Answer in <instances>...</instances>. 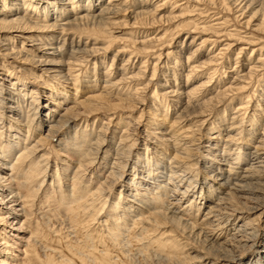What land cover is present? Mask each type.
<instances>
[{"label":"bare ground","instance_id":"bare-ground-1","mask_svg":"<svg viewBox=\"0 0 264 264\" xmlns=\"http://www.w3.org/2000/svg\"><path fill=\"white\" fill-rule=\"evenodd\" d=\"M0 57V264L29 262L30 243L40 244L29 220L48 180L63 179L69 200L92 216L130 168L119 200L94 212L122 249L133 223L145 233L167 222L207 243L213 258L202 253L198 264H264V0H0ZM25 64L50 89L18 74ZM96 65L101 90L87 75ZM112 152L102 176L98 157ZM172 243L156 262L194 258Z\"/></svg>","mask_w":264,"mask_h":264},{"label":"rangeland","instance_id":"rangeland-1","mask_svg":"<svg viewBox=\"0 0 264 264\" xmlns=\"http://www.w3.org/2000/svg\"><path fill=\"white\" fill-rule=\"evenodd\" d=\"M124 28L125 29H122V30H126V32H127L126 27H124ZM153 28H155V26L152 27L151 29L149 28L147 30V28H146V29H141L140 31H143V30L146 31L147 30L149 32V31H152ZM154 32H156V31H154ZM125 34L126 33L124 31H120V33H119L120 36L125 35ZM184 36L185 35H181V39H183ZM136 39H137V41H139V39H141V38L138 37ZM184 40L186 43H189V41H190V39H188V40L184 39ZM198 41H199V39H198ZM198 41L196 40V43ZM136 45H138V44H136ZM120 46H121V44H119V43H114L111 45L110 51H108L106 54L108 57L107 58L108 62H110V59L112 58V55L115 52V49H117ZM192 48H194V45H192ZM207 48H208V46H206V48L202 49V51H200V53L198 54L200 60L205 59L206 53H207ZM234 52H235V50H234ZM234 54L235 53H232V56H234ZM186 56H187V54H184V52L181 54L180 59H181L182 64L183 63L185 64ZM243 57L244 56H241L239 58V60L240 59L242 60ZM139 58H141V57L139 56ZM0 59H1V57H0ZM149 60L151 61V59H149ZM149 60H148V62H150ZM121 62H122L121 60H118V62H117V60L114 61L113 65L111 67V71L116 67V65H118L117 67H119ZM185 68L180 70V71L178 70V73H180V78L178 79V81H180L182 84L185 82V73L187 71V67H185ZM103 70H104L103 68L99 69L98 65H96L94 73H93L92 68H90L88 73H87V75L90 76L89 79L93 80L92 82L94 83V85L96 87H98V88H95L97 90H101V88H99V86L103 85V82L101 81L104 78V74L101 73V71H103ZM223 70L225 72L224 74L231 75V71H230L231 68H230V70L228 68H224ZM18 72H19L18 74L22 75V77L27 79L26 81H30L32 83L34 82L33 84L37 88L39 87L38 89H42V91H47V89H50V85H47V84H44V87H43L41 80L39 78L37 80L34 79L33 76H35V73H33L31 71L29 64L23 65L22 68L20 70H18ZM91 73H92V75H91ZM99 73H100V75H99ZM93 74H96V76H93ZM148 74H149V72H148ZM60 81L62 82V80H60ZM140 82H141V80H140ZM143 83H145V81H143L142 84ZM197 83L198 82H195V84H197ZM51 84L54 85L55 83L53 82ZM41 85H42V87H40ZM62 85L68 87L69 93H71V92L73 93V90L71 88L72 87L71 83L63 81ZM87 88H89L91 90L90 87H87ZM87 91L88 90L84 88V85L80 84L78 93L83 94V93H87ZM110 97L115 98L113 96H110ZM28 105H29V99L24 100V103H22V107H21L22 111L27 110ZM23 107H24V109H23ZM147 109L148 108L145 107V110H147ZM168 110L172 113L173 116H177L180 113L179 111H181L180 104H178V106L175 109L169 108ZM148 111H149V109H148ZM148 111H145V114ZM174 111H176V112H174ZM170 112H169V114H170ZM207 112H209V111L207 110ZM211 112H213V116H216L218 111H215L213 108V110ZM138 113H139V110L134 112L133 115L137 116ZM216 120L218 122V119H216ZM89 152L90 153L94 152V148L91 147ZM113 156H114L113 152L110 153V155L106 158V162H104V160L102 161V159H100V157H98V163L100 162V166H102V167H99V170H98V168H96V170H97V172H101L102 170H104V172L101 174L102 176L104 173H106L105 170H107L106 169L107 163L109 164V162H110V160H112ZM51 164H52V166L54 165L53 162H51ZM120 166H121V164H120ZM49 168H51V166ZM49 168H48V170H49ZM122 175H123V178H121L122 183L119 184L120 183V181H119V183L116 184L117 186L115 185V187L113 189L109 190L110 194L108 196V201H106L104 208L100 207V203L102 201L101 202L96 201V204H95L96 206L94 208L91 207L89 209V211H91L90 213L92 214V216H93L94 212L97 211V213H98L102 209L103 210L101 211V213L103 212L104 214L103 213L102 214L106 215L105 212H106L107 208L110 206V204H112L113 201H115V202L117 201V199H118L117 196H118L119 190L122 189L124 191L126 189V187L128 186L129 180L131 179L130 177L132 175L131 168H130V170L123 172ZM93 180L94 181L92 183H95L98 180V178H94ZM48 181H50L51 184H47V190L44 192V190H43L44 186H42L41 187L42 189L40 188L38 193H37L38 194L37 198H39L41 205L39 202V204H38L39 207L37 206V212H35L34 213L35 215H33L32 218L30 217V220H29L31 228H32V230H34L33 231L34 235L41 245L39 244L40 245L39 246V245H34V244L30 243L29 247L27 248L29 262H25L24 264H168V263L169 264H175V263L178 264V263H180V261H178V262L177 261L176 262L159 261L160 262L159 263V262H156L154 256L152 257V255L157 253V255L158 254L162 255V256L164 255L165 257L169 258L172 255V253H174L175 250H174V247L172 245H168L169 248L166 247L167 246L166 243L171 244L172 242H173L172 244H177L178 249L176 250V252L178 253V255L187 256V257H189V255L194 256L193 259L188 260V264H198L196 262L197 257L199 255H201L202 253H206V254L208 253L207 252V246L208 245L205 241L202 240L203 238H193L192 239V237H187L185 235V233H183L182 230L180 228H178L175 224H171V223H167V222H165L166 226L164 225V227L161 226V227H158V229L157 228H155V229L149 228L148 232L144 231L146 234L142 232L145 235H143L142 233H139L138 224L133 223L134 226L131 225L132 227H130V229H129L130 231H127L126 233H124L126 241L128 240L129 243L127 241L128 244L126 243V245H128V246L125 249H122L116 243V241H113L108 236V230H109V228H111V225L108 224V220H105V219L102 220L106 225L103 224V222H100L102 224L99 225V221H101V217L103 216L102 214L96 216L97 213H95L94 218L96 217L97 220L96 219L94 220L95 223L92 222L93 220H90L92 218V216H89L88 213H86V211L83 210L84 208L82 210L77 209V205H76L77 203L71 202L73 199L69 200L70 194L65 187L63 179L60 181L59 179L56 180L55 178H53V179H50ZM77 185H78V183H77ZM73 194L75 195V192ZM263 195H260V196L262 198H264ZM187 197L188 196H186L185 200L187 199ZM64 200L69 202V204L72 203L73 204V205L71 204L72 208H71V205L69 206V208L64 207L65 204L67 203ZM83 200L84 199H82V201ZM260 201L262 202V201H264V199H261ZM80 203H81V201H80ZM41 206H43V210H41L42 209ZM66 206H68V204H66ZM97 206L100 208H98ZM95 208H97V209H95ZM70 209H72V210L70 211ZM191 211H192V213H194L195 212L194 208H191L190 212ZM38 212H40V213H38ZM80 212H81V214H80ZM117 213H118L117 215H121V214H119L120 211H118ZM84 214H87L86 215L87 219H86ZM68 217H69V220H68ZM73 218H74V221H73ZM122 218H123V216H122ZM76 222H77V224H76ZM68 223H69V225H68ZM88 223H89V225H88ZM96 223H97V225H99L100 228L96 225ZM32 226H34L36 228L33 229ZM132 229H134V230L132 231ZM136 229H137V231H136ZM150 232H151V234H150ZM163 232H164L163 236H165V234H170V235L174 236L173 237V239L175 238L174 241L165 242L164 239H161V237H159V234L163 233ZM170 235H167V236H170ZM122 236H123V234H122ZM150 236H151V239H150ZM137 237L138 238L140 237V238L138 239ZM141 237L144 238V239H142V241L140 240ZM146 238H148V239H146ZM159 238H160V242L158 240ZM153 241H154V243H152ZM190 241H191V243H190ZM176 242H178V243H176ZM155 243H157V244H155ZM178 244H179V246H178ZM205 245H207V246H205ZM179 251H180V254H179ZM128 252H129V254H127ZM187 252L188 253L190 252V254L188 255ZM248 253L253 254L254 249H251ZM208 254H210V253H208ZM211 255L212 254H210L209 256H211ZM246 257H249V256H246ZM148 258H151V259H148ZM210 258H213V256H211ZM186 260H187V258H186ZM209 260H211V259H209ZM244 263H246V262H244Z\"/></svg>","mask_w":264,"mask_h":264}]
</instances>
